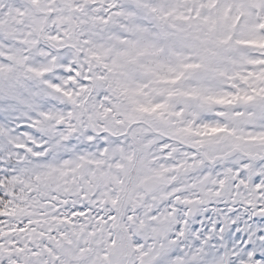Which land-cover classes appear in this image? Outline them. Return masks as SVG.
<instances>
[{"label": "rangeland", "instance_id": "1", "mask_svg": "<svg viewBox=\"0 0 264 264\" xmlns=\"http://www.w3.org/2000/svg\"><path fill=\"white\" fill-rule=\"evenodd\" d=\"M33 1L44 37L0 0V174L38 169L0 264H264V161L179 144L264 151V0Z\"/></svg>", "mask_w": 264, "mask_h": 264}, {"label": "trees", "instance_id": "2", "mask_svg": "<svg viewBox=\"0 0 264 264\" xmlns=\"http://www.w3.org/2000/svg\"><path fill=\"white\" fill-rule=\"evenodd\" d=\"M8 148L9 144L4 143V140L0 138V154H5ZM16 165L20 167L18 174H8L5 171L0 174V240L11 222L24 230L30 225L27 219L32 216L27 209L21 210L20 204L27 202L28 196L25 195L24 198L23 194L27 191L30 181L36 179L38 169L28 158L22 164L16 162Z\"/></svg>", "mask_w": 264, "mask_h": 264}, {"label": "water", "instance_id": "3", "mask_svg": "<svg viewBox=\"0 0 264 264\" xmlns=\"http://www.w3.org/2000/svg\"><path fill=\"white\" fill-rule=\"evenodd\" d=\"M23 2L25 4H27L32 9V11L35 13V15H43L44 16V20L42 22V27H45L48 19L51 16V11H42V10H40L39 7L32 2V0H23ZM89 126H90V123H89ZM90 128H91L92 132H94L93 131V128L91 126H90ZM196 151H197V149H196ZM236 154L244 155L247 160L253 161V162H258V161L264 159V153L262 155H260V156L259 155L244 154L239 149H233V150L227 152L224 155L215 156L212 160H210L207 157H205V155L203 154V152H201V155H202L203 160L205 162H207L208 164H210V165H213L214 163H216V162H218L220 160L221 161H224L225 159L230 158L232 156H235ZM158 186H159V183H157L155 181L146 183L145 186H144V192H145V194H147V195L150 194ZM196 205H197V202H191V203H189L190 214L191 215H194V213H195V206ZM256 215L257 216H264V211L258 212Z\"/></svg>", "mask_w": 264, "mask_h": 264}]
</instances>
